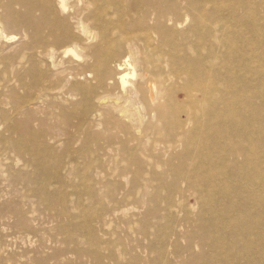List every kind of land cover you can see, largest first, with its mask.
<instances>
[{
    "label": "rangeland",
    "instance_id": "rangeland-1",
    "mask_svg": "<svg viewBox=\"0 0 264 264\" xmlns=\"http://www.w3.org/2000/svg\"><path fill=\"white\" fill-rule=\"evenodd\" d=\"M150 4L116 16L74 0H0V264H264V0ZM54 6L56 35H30L25 16L36 24ZM67 32L84 62L51 54ZM99 36L115 44L107 64ZM173 67L202 87L171 80ZM76 69L94 99L75 92ZM144 71L165 85L166 113L88 130L126 123L111 111L124 90L116 74L129 88ZM228 110L251 120L235 126Z\"/></svg>",
    "mask_w": 264,
    "mask_h": 264
},
{
    "label": "bare ground",
    "instance_id": "bare-ground-1",
    "mask_svg": "<svg viewBox=\"0 0 264 264\" xmlns=\"http://www.w3.org/2000/svg\"><path fill=\"white\" fill-rule=\"evenodd\" d=\"M143 2L145 3L146 7H145ZM74 3L76 5L85 4V5H87V7L92 6V5L96 6L98 4L101 6H104V7H111L113 9L112 15H116V16H126L129 13L134 12L140 4H142L148 12H150L151 10H155L153 8L151 9L150 0H74ZM63 7H64V5L62 4L61 8H63ZM146 10H145V12H146ZM156 12H157V14H155V16H156L155 20H158V19H160V16H161V14H163V12L160 10H156L155 13ZM56 14H58V11L55 9V6H54V8L49 7L45 10L40 21H38L36 24L32 21L31 16L26 15L25 20H26V25L28 27L29 34L33 35V36H35V35H37V36L38 35L39 36H55L56 35V28H55L53 21L49 18V16L50 15H56ZM214 14H215V16H218V12H216V13L214 12ZM98 18L103 23H105L104 30H106V28H107L106 22L107 21L102 19L100 16ZM195 19L198 21V20H200V17L196 14ZM149 20H150V18L144 19L141 22L139 21V24L144 25V24L148 23ZM168 21H170L169 18H168ZM107 23H109V22H107ZM80 24L82 25L83 29H85V27H84L85 22L83 21ZM137 26H139V25H136L135 27H137ZM225 30H227V29H225ZM33 36H31V37H33ZM59 36L60 37L52 40V42L54 44H60V43L64 44V50H62V51L53 50V53H51V54L55 55V56L60 55L63 57L71 56L74 60H80V58L82 56L78 55L72 49V47H77V45L80 44L81 40L79 39V37H77V36H75L69 32L61 34ZM157 36H164V35L161 33H158ZM224 36H228V35L225 34ZM238 36H240V35H238ZM110 37L111 36H99L98 37L99 38L98 39L99 40L98 47L99 48L100 47L106 48L105 56L102 57V58L106 59L105 64H107L109 62V60L115 56V44H113L112 41H110L111 40ZM39 40L42 41V38ZM44 40H48V39L44 38ZM225 41H226V44H228V45L233 44V42L230 39H226ZM36 45H40V42L37 41ZM97 50L98 49H96V48L91 49V54L92 55H95V54L100 55V53H98ZM128 52H129L128 56L133 57L134 49L132 46L128 48ZM175 53H176V50H175ZM80 61L84 62V58L82 57V59ZM85 64H87V62H85ZM85 64H84V66H85ZM172 66H174V65H172ZM109 71H110V69H107V73H109ZM144 72L145 73H142L137 77L135 83L130 84L129 88L125 87L126 83L128 82L127 81L128 75L122 74V73L116 74V76H118V80L120 81L121 87L124 90L122 93V103L112 106L111 111H112V114L114 112V113H116V115H120V117H122L126 123L120 122V121H117L114 119H110L107 122H106V120H104L103 122H100L98 124L95 123L93 126L90 125L87 128L88 130H95L94 128H99L103 133H112V132H116V131L123 132V131L128 130L129 128H133V127L135 128L136 127L134 125L135 121L138 122V121H141L143 118H152V117H156V116H162L166 113L167 107L163 103V101L166 100L165 99L166 93L163 90V89H165V87H164L165 85L163 86L162 82H160V84H158L157 82H154L153 79L149 78L150 74H148L147 71H144ZM172 72H173L172 73L173 76L172 75L170 76L171 80H173L175 78L176 80L179 81V83H181V82L183 83V81H186V83L189 84V89H191L192 86L202 87L199 84L197 79H194V78H191V79L187 78L186 79V75H184V73H181L180 70L177 71L174 67H173ZM227 73H228V75H227L225 84L227 85L228 93L231 94L232 92H234L233 91V86H234L233 82H234L235 74L233 71L227 72ZM70 76H71L73 85L76 87L75 92L77 94H79L80 96H83L85 101H87V99L88 100L94 99V95L87 94V82H88V79L90 77V73L88 75L87 71L76 69L71 73ZM29 77H30V73H28L26 75L25 84L30 89V82H29L30 78ZM108 78L110 79L111 76H109ZM108 78H107V80H109ZM107 87H108V84L106 83V81H99L98 82V88L99 89H106ZM228 87H229V89H228ZM179 90H181V92L184 91L186 93L187 97H189L191 95V91H187V89H185V88L184 89H178V91ZM205 93H206L207 97L208 96L212 97V93L210 91L209 92L205 91ZM173 113L176 114L177 110L173 111ZM210 114H211V112H210ZM219 114L223 115L222 111L217 108L208 117H210V116L214 117L216 115H218L216 117H219L220 116ZM227 114L231 120V123L235 126L236 125L242 126L246 123H249L251 120L250 117H248V115H245L242 118L235 117L231 114L230 110H228ZM227 114H226V116H227ZM99 117L102 119V116H99ZM247 121H249V122H247ZM224 126L225 125L223 124V127ZM222 130H224V133L226 134V136L233 137V133L230 131L231 130L230 128L225 126V128ZM201 133H203V132H201ZM187 135H188V133H187ZM193 135H195V133H193ZM197 137H198V135H197ZM199 138H200L199 142H197V143H200L203 146L208 147V148L211 145L215 146L214 142L217 143V139H214L212 141V139H209V137H207V136L202 135V136H199ZM216 138H218V136ZM211 143H213V144H211ZM194 145L196 147V144H194ZM213 150H214V148H213ZM212 152L215 153L216 150H215V152L214 151H212ZM218 157L222 158V156H218ZM247 164H249V163H247ZM260 172H261V170H260ZM251 192H250V194H251ZM252 193H253V196H257L254 192H252ZM223 196H225V195H223Z\"/></svg>",
    "mask_w": 264,
    "mask_h": 264
}]
</instances>
